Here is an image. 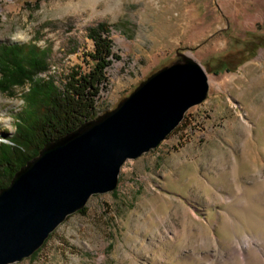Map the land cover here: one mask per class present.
<instances>
[{"label":"rangeland","instance_id":"1","mask_svg":"<svg viewBox=\"0 0 264 264\" xmlns=\"http://www.w3.org/2000/svg\"><path fill=\"white\" fill-rule=\"evenodd\" d=\"M101 22L120 59L97 116L177 51L206 70L208 97L158 148L124 164L114 192L91 197L15 264H264V46L217 70L264 37V0H0V46L44 53L47 63L0 91V146L11 144L34 82L62 90L73 70H90L88 29Z\"/></svg>","mask_w":264,"mask_h":264},{"label":"water","instance_id":"2","mask_svg":"<svg viewBox=\"0 0 264 264\" xmlns=\"http://www.w3.org/2000/svg\"><path fill=\"white\" fill-rule=\"evenodd\" d=\"M209 89L203 66L177 51L114 109L46 143L0 190V264L32 257L91 197L114 192L124 164L158 148Z\"/></svg>","mask_w":264,"mask_h":264},{"label":"trees","instance_id":"3","mask_svg":"<svg viewBox=\"0 0 264 264\" xmlns=\"http://www.w3.org/2000/svg\"><path fill=\"white\" fill-rule=\"evenodd\" d=\"M110 34V25L104 22L88 29V37L94 42V50L88 54L92 66L85 73L79 68L73 70L62 90L50 81L33 83L26 95V107L16 124L15 134L10 139L11 144L0 146V190L10 185L15 173L37 156L46 143L97 117L98 101L109 85L107 70L114 58L120 59L113 52ZM253 41L258 46H244V50L234 53L233 62H229L227 56L219 59L217 70H233L253 58L255 51L264 46V37ZM44 55L40 56L34 50L25 54L23 47L17 45L0 46V91L6 92L26 80L32 81L36 74L45 71Z\"/></svg>","mask_w":264,"mask_h":264},{"label":"bare ground","instance_id":"4","mask_svg":"<svg viewBox=\"0 0 264 264\" xmlns=\"http://www.w3.org/2000/svg\"><path fill=\"white\" fill-rule=\"evenodd\" d=\"M249 240H250V239H249ZM249 240H247V243H248V244H249V242H250ZM245 242H246V241H245ZM262 252H263V251H262ZM260 253H261V251H260Z\"/></svg>","mask_w":264,"mask_h":264}]
</instances>
